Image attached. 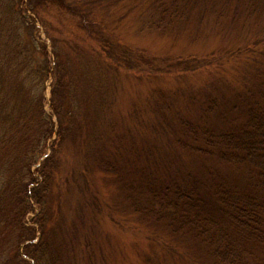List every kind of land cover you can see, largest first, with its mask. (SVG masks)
Returning a JSON list of instances; mask_svg holds the SVG:
<instances>
[{
    "label": "rangeland",
    "instance_id": "374dc122",
    "mask_svg": "<svg viewBox=\"0 0 264 264\" xmlns=\"http://www.w3.org/2000/svg\"><path fill=\"white\" fill-rule=\"evenodd\" d=\"M10 74L17 77L7 85ZM1 75L3 96L18 86L42 95L54 123L50 102L60 76L83 131L55 145L62 169L43 232L32 204L0 255L31 244L37 252H70L66 264H212L194 239L135 209H152L146 187L239 183L232 169L175 142L180 134L193 144L186 126L200 137L222 127L263 82L264 0H0ZM99 160L114 172L99 169ZM242 245L249 264H264V244Z\"/></svg>",
    "mask_w": 264,
    "mask_h": 264
},
{
    "label": "trees",
    "instance_id": "16d2710c",
    "mask_svg": "<svg viewBox=\"0 0 264 264\" xmlns=\"http://www.w3.org/2000/svg\"><path fill=\"white\" fill-rule=\"evenodd\" d=\"M13 34H7L9 42L14 41ZM32 41V45L41 46ZM16 45L18 48V42ZM13 53L7 52L6 57ZM32 53L34 51L31 56ZM55 60V69L60 75L61 62ZM37 70L41 72L40 67ZM159 71L170 73L167 69ZM20 72L18 65L15 73ZM0 77L3 79L2 75ZM14 77L17 76L10 74L3 80L12 82ZM61 80L60 76L56 78L52 90L54 98L50 102L56 123L45 113L42 95L24 92L18 86L15 90L10 89V95L3 96L0 89V252L8 235L21 231L25 217L34 211L32 204L39 210L42 230L49 214L47 203L49 200L53 203L50 195L55 176L62 169L56 161L55 145L66 134L74 136L82 130L79 123L73 124L78 120L70 105L74 98L67 91L69 84ZM214 130L205 131L200 137L198 130L186 126L183 135L191 136L193 144L183 142L178 134L175 145L182 151L210 157L217 164L232 169L239 183L232 185L226 181L228 187L209 185L206 190L192 185L174 187L172 183L157 188V191L146 187L148 196L144 198L152 204V209L135 210L164 223L174 236L194 239L201 248L199 252L203 251L201 257L212 264H249L248 253L244 252L242 244L246 241L264 244V80L248 96L247 104L231 109V120ZM53 133L56 138L49 146V154L35 167L44 153L45 142ZM199 140L201 145L196 143ZM108 163L99 160L98 167L113 173ZM214 209H217L216 213ZM31 237L19 236L18 239L25 242L31 241ZM33 246L25 245V252L16 249L12 254L1 253L0 264H66L65 260L69 258L70 252H44V248L37 252Z\"/></svg>",
    "mask_w": 264,
    "mask_h": 264
}]
</instances>
